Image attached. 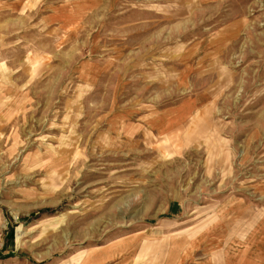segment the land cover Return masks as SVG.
<instances>
[{
  "label": "rangeland",
  "instance_id": "374dc122",
  "mask_svg": "<svg viewBox=\"0 0 264 264\" xmlns=\"http://www.w3.org/2000/svg\"><path fill=\"white\" fill-rule=\"evenodd\" d=\"M0 264H264V0H0Z\"/></svg>",
  "mask_w": 264,
  "mask_h": 264
}]
</instances>
